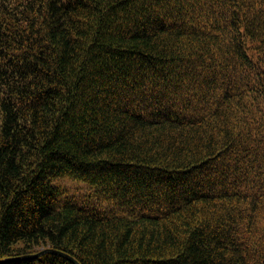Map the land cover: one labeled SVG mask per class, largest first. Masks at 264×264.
Listing matches in <instances>:
<instances>
[{"label":"trees","instance_id":"obj_1","mask_svg":"<svg viewBox=\"0 0 264 264\" xmlns=\"http://www.w3.org/2000/svg\"><path fill=\"white\" fill-rule=\"evenodd\" d=\"M45 249L264 264V0H0V261Z\"/></svg>","mask_w":264,"mask_h":264},{"label":"water","instance_id":"obj_2","mask_svg":"<svg viewBox=\"0 0 264 264\" xmlns=\"http://www.w3.org/2000/svg\"><path fill=\"white\" fill-rule=\"evenodd\" d=\"M44 253H53V254H58L62 257H64L65 259L69 260L70 262H72L73 264H78L72 257H70L69 255L63 254L61 252L58 251H54V250H49V249H45V250H41L38 253L32 254V255H26V256H21V257H15V258H8L5 259L3 261H14V260H21V259H30V258H35L38 257ZM3 261H0L3 262Z\"/></svg>","mask_w":264,"mask_h":264},{"label":"rangeland","instance_id":"obj_3","mask_svg":"<svg viewBox=\"0 0 264 264\" xmlns=\"http://www.w3.org/2000/svg\"><path fill=\"white\" fill-rule=\"evenodd\" d=\"M59 184L63 185L66 189H68L70 194L78 193L80 191L81 192L85 191L82 185L75 183V182L68 181V180L60 181Z\"/></svg>","mask_w":264,"mask_h":264}]
</instances>
